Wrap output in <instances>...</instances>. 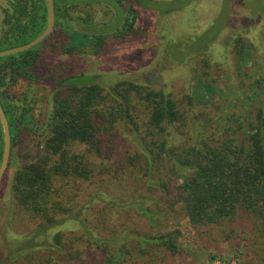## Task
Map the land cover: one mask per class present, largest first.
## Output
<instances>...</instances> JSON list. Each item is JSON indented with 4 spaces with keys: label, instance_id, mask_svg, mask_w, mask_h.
I'll return each instance as SVG.
<instances>
[{
    "label": "trees",
    "instance_id": "trees-1",
    "mask_svg": "<svg viewBox=\"0 0 264 264\" xmlns=\"http://www.w3.org/2000/svg\"><path fill=\"white\" fill-rule=\"evenodd\" d=\"M95 1L105 0H55L56 20L50 36L33 48L0 57V101L12 136L10 162L2 180L16 168L10 180L15 209L39 221L37 235L47 234L69 218L79 221L94 242L87 241L85 249L79 247L81 235L56 231L41 243L12 248L4 261H18L43 247L64 259L55 264H133L137 258L132 250L137 255L160 250L177 254L179 229L137 235L132 250L124 242L112 250L113 239L96 237L88 228L83 214L95 202L111 203L104 183L121 177L125 166L127 174L146 177L164 193L160 202L173 210L179 204L200 236H208L216 227L222 232L230 230L231 235H224L229 239L233 223L239 220L250 224L253 243L264 253V102L250 119L248 132L242 126L241 131L236 127L217 132L205 125L195 136L190 132L189 141L184 142L176 138V132L185 134L179 126L188 124L191 97L183 102L164 89L130 77L115 79L108 86L99 74L75 72L67 64L55 69L47 61L45 44L64 54L100 53L109 40L133 33L138 5L152 0H117L121 24L108 32L104 26L109 21L96 22L90 11ZM6 3H0V50L25 44L47 27V0ZM234 44L240 60L246 53V40L239 36ZM38 86L50 90V106L42 122H37L31 101L32 90ZM124 131L136 135L140 143L120 160V168L108 167L120 147L116 140ZM26 134L38 136L40 148L34 157L22 161ZM4 147L0 119V165ZM93 158L101 159L102 167ZM162 168L177 177L172 186L154 181ZM91 185L98 189L90 201L83 202L81 197ZM155 203L152 199L135 208L156 223L160 209L154 211ZM99 258L100 263L96 262Z\"/></svg>",
    "mask_w": 264,
    "mask_h": 264
},
{
    "label": "rangeland",
    "instance_id": "rangeland-1",
    "mask_svg": "<svg viewBox=\"0 0 264 264\" xmlns=\"http://www.w3.org/2000/svg\"><path fill=\"white\" fill-rule=\"evenodd\" d=\"M6 2L0 0L3 6ZM119 6L117 0L95 1L90 11L96 22L109 21L104 26L108 32L121 24ZM137 17L132 34L109 40L100 53L80 50L64 54L57 47L45 44L47 61L58 70L67 64L75 72L99 74L106 85L130 77L164 89L183 102L191 97L188 124L179 126L185 134L176 132L179 141L188 142L189 133L195 136L205 125L217 132L236 127L241 131L240 126L248 132L250 119L264 102V0H152L138 5ZM239 36L246 40V53L240 60L234 44ZM32 92V109L37 122H42L50 106V90L38 86ZM23 139L22 161L34 157L40 148L38 136L26 134ZM117 141L120 147L107 162L108 167L110 164L120 168V160L140 143L136 135L127 131ZM93 159L97 164L102 162ZM106 165L103 166L107 168ZM15 169L11 168L7 179L0 181V264L63 262L58 253H50L44 247L25 253L18 261H4L12 248L41 243L56 231L81 235L79 247L88 248L86 242L94 241L84 234L85 229L77 220L65 218L47 234L37 235L39 221L19 213L13 204L10 180ZM127 172L125 166L121 177L104 183L112 204L95 202L83 214L96 237L113 239L112 250L123 242L132 250L137 235L152 236L179 229L177 254L160 250L152 251V255H137L132 250L137 258L133 264H216L219 260L221 264H264V253L253 243L250 224L236 220L229 239H224V235H231L230 230L222 232L216 227L208 236H200L179 204L170 209L160 202L164 193L152 182ZM177 180L165 168L154 179L171 186ZM97 189L96 185L89 186L81 200L90 201ZM152 199L157 201L154 211L160 209L156 223L135 208ZM77 207L80 209L81 203ZM100 259L96 262L100 263Z\"/></svg>",
    "mask_w": 264,
    "mask_h": 264
},
{
    "label": "water",
    "instance_id": "water-1",
    "mask_svg": "<svg viewBox=\"0 0 264 264\" xmlns=\"http://www.w3.org/2000/svg\"><path fill=\"white\" fill-rule=\"evenodd\" d=\"M47 2H48V24L45 30L40 35H38L36 38H34L33 40L25 44L18 45L15 47L4 49V50H0V57L33 48L36 45L43 42L48 36H50V34L54 30L55 20H56L55 0H47ZM0 119L3 125L4 137H5L4 154H3V159L0 165V181H1L7 171V168L10 162L11 147H12V136H11L10 124H9L6 112L1 104V101H0Z\"/></svg>",
    "mask_w": 264,
    "mask_h": 264
},
{
    "label": "built area",
    "instance_id": "built-area-1",
    "mask_svg": "<svg viewBox=\"0 0 264 264\" xmlns=\"http://www.w3.org/2000/svg\"><path fill=\"white\" fill-rule=\"evenodd\" d=\"M216 264H221V263H220V260H219ZM223 264H224V263H223Z\"/></svg>",
    "mask_w": 264,
    "mask_h": 264
}]
</instances>
